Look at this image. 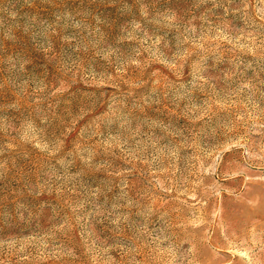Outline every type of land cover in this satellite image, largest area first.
<instances>
[{
	"label": "rangeland",
	"instance_id": "obj_1",
	"mask_svg": "<svg viewBox=\"0 0 264 264\" xmlns=\"http://www.w3.org/2000/svg\"><path fill=\"white\" fill-rule=\"evenodd\" d=\"M0 264H264V0H0Z\"/></svg>",
	"mask_w": 264,
	"mask_h": 264
}]
</instances>
